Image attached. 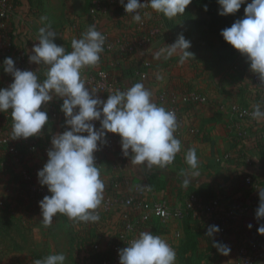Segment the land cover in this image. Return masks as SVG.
<instances>
[{
  "label": "crops",
  "instance_id": "obj_1",
  "mask_svg": "<svg viewBox=\"0 0 264 264\" xmlns=\"http://www.w3.org/2000/svg\"><path fill=\"white\" fill-rule=\"evenodd\" d=\"M14 1L11 17L0 22V65H3L6 57L12 56L10 47H13L12 50L19 51L23 56L26 70L36 72L42 81L45 79L46 68L30 63L29 56L32 54L33 46L38 43L39 28L47 25L55 31L56 43L63 45L68 52L72 50L71 41L74 38L79 39L90 26H94L101 33H107L112 40H124L129 45L126 52L120 55L103 52L96 66L85 69L106 68L126 90L133 84L141 82L152 91V99L155 103L161 91L171 90L175 93L179 89L186 88L182 87L183 85L175 86L178 78L183 76L190 80L193 77L190 74L191 69L196 67L192 64L196 62L195 56L203 54L205 56L203 58H208L210 54L207 51H201L204 46L203 41L191 39V49H195L193 50L195 55L183 65L178 63L176 56L167 60L163 57L159 59L153 57V47L158 51L165 45H171L176 39L173 38L171 28L167 23L168 18L157 14L150 7L140 12L142 16L140 23H144V27L140 29L138 25L140 23L134 22L132 17L122 15L120 12L122 5L119 0ZM96 1H98L99 8L92 15L90 10ZM205 8V4L197 5L192 2L186 7L189 17L180 15L168 20L181 30L185 29L190 32L192 29L199 28L192 20L194 18L193 9L207 13ZM144 13H151V15L146 17ZM41 17H47V20L41 23ZM7 38L11 43L9 47H5L4 44ZM142 38L147 40L143 46L139 42ZM240 63L239 68L243 66L244 69L235 72L236 80L230 91L232 92L230 97L226 98V95L221 94L220 91L209 93L205 91L203 85V87H198V90L193 89L213 96V98L210 97L208 104L189 106L188 103H180L184 118L181 126L182 134L176 138L181 141L182 147L174 161L166 167L154 166L152 169H147L143 165L131 164L130 158L124 163L116 154L98 155L100 163L98 168L105 184L103 195H133L143 199L166 198L176 202L199 185L208 184L214 195L220 196L223 209H235L237 217L222 236L208 237L206 234L191 229L192 219L196 217L192 215L184 217L185 219L170 220L165 224L151 221L149 227H144L142 231H149L162 237L175 249L176 264H239L240 247L249 241L259 240V233L254 228L253 207L259 199V190L264 189V145L258 141L259 134L264 133V123H257L254 120L241 121L229 113L225 106L230 101L242 103L248 107L256 104L262 106L264 85H261L262 89L258 91V87L250 79L252 74L247 76L248 71H251L249 64L244 61ZM140 68L141 71L137 70ZM219 70L220 64H217V71ZM141 74H145V78H142ZM158 74L163 79H157ZM203 77L208 76L203 74ZM9 79L10 75L3 70V67H0V88L8 87L12 83ZM51 102L58 107H61L63 103L62 99L55 97ZM8 112L10 113L11 109ZM4 113L7 112H0V120ZM48 117L49 121L41 133L31 137L40 147H51V138L63 132L61 120L54 121L49 114ZM189 127L194 128L198 134L188 136L186 132ZM116 147L118 152H121L119 136H117ZM190 148H195L197 151L199 176L193 177V181L185 186L183 184L184 174L189 170L185 154ZM243 152L245 159L239 157ZM2 156L3 152H0V195L18 186L21 170H28L37 179V172L42 169L39 162L34 164V160H28L26 165L22 166L13 164L5 167L1 164ZM32 157L31 155L30 158ZM247 177L250 178V182L246 181ZM147 186L150 192L145 190ZM43 197H35L31 194L21 196L18 200L15 196L10 197L11 209L8 213L12 214L16 220L14 224L0 222V264H12L19 260L32 259L25 258V255L31 252V245L39 248V243H36L39 238H36V235L43 234L45 239H49L50 233L56 227L54 221L60 214L53 218L50 226H44L38 206V202ZM115 215L108 217L104 223L105 234L102 244L105 249L110 248L111 245L113 237L111 226L114 228L118 223ZM249 224L252 225L251 229L248 227ZM12 234L26 235L31 244L19 246L14 237L10 236ZM188 237L194 244L191 248L188 247L184 254H180V244ZM213 241L227 245L231 249L229 255L224 256L218 253L213 247ZM258 264H264V256Z\"/></svg>",
  "mask_w": 264,
  "mask_h": 264
},
{
  "label": "clouds",
  "instance_id": "obj_2",
  "mask_svg": "<svg viewBox=\"0 0 264 264\" xmlns=\"http://www.w3.org/2000/svg\"><path fill=\"white\" fill-rule=\"evenodd\" d=\"M125 13L134 22H142L140 9L150 7L168 19L185 12L192 0H119ZM218 15L236 14L242 5L244 16L231 27L221 30L223 40L245 56L250 70L257 74L264 85V0H217ZM205 10H207L205 8ZM150 17L151 13H144ZM41 23L47 17L40 18ZM56 33L50 25L38 30V43L32 48L29 62L44 66L45 79L41 82L36 72L15 67L11 57L3 61V70L13 77L12 83L0 88V112L11 109V139H27L38 136L48 123L47 111L42 105L53 98L62 99L60 111L64 114L67 130L51 138L47 162L38 170V183L46 186L50 195L38 202L44 226H50L57 215H65L76 223H94L100 217L97 209L102 205L105 184L95 163L94 153L107 145V134L120 137L121 152L133 165L147 169L164 168L172 163L181 151V141L176 138L178 128L176 113L158 105L153 93L137 82L125 91L115 90L106 100L97 97V90L88 87L81 73L85 68L96 66L104 51L105 35L90 26L79 39L71 41V51L55 42ZM191 42L183 34L171 45L155 52V58L165 60L176 56L183 65L194 54L188 51ZM143 55V53H141ZM157 79H163L159 74ZM251 118L264 123V108L253 106ZM94 121H99L97 128ZM189 170L183 184L189 185L199 176V160L195 148L185 154ZM257 220L264 219V189L259 190ZM251 229L252 225H248ZM220 231L212 225L206 235L212 237ZM264 235V224L257 229ZM221 255H229L231 249L213 241ZM119 264H176V252L165 239L149 231H141L127 247L118 250ZM63 253L50 254L34 264H64Z\"/></svg>",
  "mask_w": 264,
  "mask_h": 264
},
{
  "label": "built area",
  "instance_id": "obj_3",
  "mask_svg": "<svg viewBox=\"0 0 264 264\" xmlns=\"http://www.w3.org/2000/svg\"><path fill=\"white\" fill-rule=\"evenodd\" d=\"M251 2V0H248ZM140 3H145V0H140ZM99 8L98 1L91 8L90 13L94 15ZM148 7L142 8L139 11L142 12ZM122 15L131 17L130 14H126L124 7L120 9ZM13 11L8 5V0H0V22H3L11 17ZM139 28L144 27V23L138 24ZM89 28V27H88ZM105 35L104 51L109 53H115L120 55L129 49L128 43L124 40H112L107 33L102 32ZM140 44L143 46L146 39L142 38ZM5 47L10 46L9 39H5ZM102 52V53H103ZM15 67L20 70H26V63L22 59L21 53L13 58ZM10 75V74H9ZM88 87L97 90V97L102 100H106L108 94H111L115 90L125 91L126 88L122 83L113 77L106 68L95 67L90 69H84L81 73ZM142 78H145V74H141ZM13 80V77L10 75ZM251 80L255 84H260V80L257 74L251 76ZM42 82V80H40ZM180 103H194L195 105H204L209 103V97L199 93L193 89H179L175 93L171 90L161 91L157 95V104L166 107L167 110L174 111L178 120V128L175 132V136L182 134L183 114L180 112ZM169 106H166L168 105ZM42 111H47V114L51 116L54 121L63 123V131L67 130L64 125L65 117L55 103L50 102L46 105H42ZM226 110L233 114L237 119L251 118L250 107H242L238 103L230 101L226 105ZM11 112L3 114V118L0 120V152H3L1 157V164L5 167L13 164L22 166L26 165L28 160H34V164L40 163L41 168L47 162V151L50 147H40L31 141L30 137L27 139H11V127L12 121L10 120ZM97 128L100 127L99 121L93 122ZM196 131L194 128H187L186 134L188 136L194 134ZM116 134H107V145L100 148L99 151L94 153L95 163L99 167L98 155L116 154L121 161L126 163L129 157H124L121 152H118ZM261 138L264 139V133L261 134ZM118 153V154H117ZM33 156L30 158V156ZM229 156V155H228ZM247 182H250V178H246ZM118 183V182H115ZM146 191L150 192V188L147 186ZM27 192L35 197L45 196L48 193L46 186H41L31 172L28 170L20 171V182L14 189H8L4 195H0V206L3 203L4 198H14L20 193ZM259 206V199L253 207V222L254 228L264 224V219L257 220L255 218L256 210ZM221 208V200L219 197L212 199L209 202H201V200L193 193L185 195L182 199L176 202H172L166 198L154 199V198H138L133 195H103L102 205L97 209L100 219L94 223H77L80 228L82 227L86 231L90 232L94 230L93 238L89 242L90 253L87 256L86 264H119L118 250L127 247L129 241L137 236L144 227H149L151 221H158L161 224H165L170 220H179L188 213L192 216L203 217V227L207 231L209 226H219L220 231L214 235L225 233L229 227V222L235 221L237 214L235 209ZM116 214L118 219L117 225L114 228L111 226L112 240L110 248L105 249L102 244V240L105 234V226L108 217ZM76 223V222H75ZM81 228V229H82ZM115 229V230H114ZM258 232V231H257ZM89 235V234H88ZM178 235V234H176ZM239 264H258L261 258L264 256V235L259 234L258 241H249L242 245L238 251ZM35 259L19 260L12 264H34Z\"/></svg>",
  "mask_w": 264,
  "mask_h": 264
},
{
  "label": "rangeland",
  "instance_id": "obj_4",
  "mask_svg": "<svg viewBox=\"0 0 264 264\" xmlns=\"http://www.w3.org/2000/svg\"><path fill=\"white\" fill-rule=\"evenodd\" d=\"M245 7L246 5H243V8ZM193 14L194 18L192 20L195 22V26H199V28L196 30L192 29L190 32H187L185 29H183L181 31L182 34L184 36L190 37L189 40L195 39L196 41H203L204 46L201 48V51H207L212 55L216 54L219 51V40L216 32L218 25L212 24L213 19L211 16L207 13H204L203 11H200L199 9H193ZM243 16L244 10L238 14L239 19L243 18ZM230 17L232 18V16ZM138 44L139 43L137 42V45ZM155 52L156 49L153 47V57L155 56ZM235 57L236 62L231 61L225 65L221 63L219 71H217L216 63H207L198 59V62L192 63L196 65L194 69H191L192 73L190 74L193 77L190 78V80H187V77L185 78L180 76L181 78H178L179 80L176 81L175 86L180 87L183 85L182 87L190 89L195 88L198 90V87H203L204 85L205 91H208L209 93L220 91L221 94L226 95V98L230 97V93H232L230 91L232 90L233 83L236 80L235 72L239 71V63L246 60V57L242 56L239 52L236 53ZM180 73L181 72H178V74ZM203 74L207 75L208 77H203ZM198 92L201 93L200 91ZM202 93L207 95L209 99L210 97L213 98V96L206 94V92ZM59 217H56L54 221L56 222V227H54V231L50 233L49 239H45V235L43 234L36 235V238H39V241L36 242L39 243V248L31 245V252L27 253L25 258L42 260L50 254L63 253L66 256L64 264H86L87 256L90 253L88 231L82 227L81 229L77 223L73 222L65 215H59ZM2 220L14 221L15 223L16 219L12 214H2V212H0V222ZM10 236L14 237L19 246L31 244L29 237L27 238L26 235L12 234Z\"/></svg>",
  "mask_w": 264,
  "mask_h": 264
},
{
  "label": "trees",
  "instance_id": "obj_5",
  "mask_svg": "<svg viewBox=\"0 0 264 264\" xmlns=\"http://www.w3.org/2000/svg\"><path fill=\"white\" fill-rule=\"evenodd\" d=\"M192 2L194 4H197V5L205 4L208 15H210L211 18L213 19L212 24H217L218 25V27L216 29V32H217L218 40H219V42H218L219 43V51L216 54L212 55L210 53L209 56H208V58H203V57H205L203 54H200V56L197 54V56H195V58H196L195 61L197 62V59H200V60H202L204 62H207V63L208 62H212V63H216V64H221L222 63L223 65L227 64L228 62L235 61V58H236L235 56H236V53L238 51L235 50L231 45H229L227 42H225L223 40L222 36L220 35V32H221V30H223L225 28L231 27V25L237 19H239L238 14H240V12H243V10H244L243 5L241 6L240 10L236 14H234V15L233 14H230L229 17H228V16H220V15H218L219 5L217 3V0H192ZM14 4H15V1L14 0H8V5L11 8L12 11H13V8H14ZM121 7H120V9H121ZM187 14H188V11L185 9V12L182 15L183 16H186V17H189V15H187ZM230 16H232V18ZM166 20H167L168 25L171 28V32H172L173 38L174 39H177L178 35L182 34V32H181L182 30L180 28H178L173 22L169 21L168 19H166ZM184 37H185V39L189 40V37H187V36H184ZM10 46H11V43H10ZM10 48H11V54H12L11 58L13 59V58H15L18 55L19 51L12 50L13 47H10ZM191 48L192 47H190L188 49V51H190L191 53H193L195 55V52H193V50H195V49H191ZM196 48L199 49V47H196ZM22 59H23V56H22ZM244 63L248 64L247 59L244 60ZM138 67H139V64H138ZM243 69H244L243 66H240L239 70H243ZM137 70H140L141 71L142 69L140 68V69H137ZM250 73L252 74L251 71H248V73H247V76L248 77L251 75ZM250 79H251V76H250ZM11 80L12 79L10 78L9 81H11ZM253 84L258 87L257 88L258 91H261V89H262V86L260 85L261 83L260 84H255L253 82ZM259 87H261V88H259ZM261 97H262V95H261ZM238 104L240 106H242V107H248V105H245V104H242V103L241 104L238 103ZM188 105L191 106V105H195V104L194 103H188ZM250 108L253 109V107H250ZM262 108H264V98H263ZM180 112H181V114H183V111H181V109H180ZM183 118H184V116H183ZM10 120L12 121V117H10ZM239 120L245 122V121H250L251 119H249V118L246 117V118L239 119ZM194 134L196 135L198 133L196 132ZM30 139H31L32 142H34L38 146V143H36L34 141V139H32L31 137H30ZM258 141L261 143V145H264V139L261 138V134H259ZM229 157L230 156H228V158ZM239 157L240 158H243V159L246 158L244 152H243V154L241 153L239 155ZM190 193L195 194L201 200V202H209V201H211L212 199H214L216 197H219V199L221 200V198H220L219 195H217V196L214 195L213 190L211 189L210 185H208V184H201L198 187L194 188V190H191L190 192H187L185 195L190 194ZM27 194H28L27 192L20 193L19 195L16 196V198L18 200L19 197L25 196ZM9 200L11 201V198H4L3 203L0 206V212H2V214H7L8 213V210L11 209L10 208V203L11 202ZM221 202H222V200H221ZM221 208H222V206H221ZM223 210H225V209H223ZM189 215H191V214L188 213L187 215H184L181 219H185L184 217H189ZM10 218H11V216H10ZM192 220H193V222L191 221L192 224L190 225V228L191 229H193L194 231H198V232H200L202 234H206L207 233V231H205L204 230V227H203V217H193ZM2 222L9 223V224L10 223H14V221H4V220H2ZM233 223H234V221L229 222V226L231 224H233ZM226 232H227V230L225 231V233ZM93 233H94V230L93 229H92V231L88 232V234H89V242H90V239L93 238ZM225 233L218 234L217 236H222ZM193 244L194 243L191 241V238L190 237L186 238V240H184L180 244L181 245L180 246V254L181 253L184 254L188 250L187 248L188 247L191 248L193 246Z\"/></svg>",
  "mask_w": 264,
  "mask_h": 264
}]
</instances>
